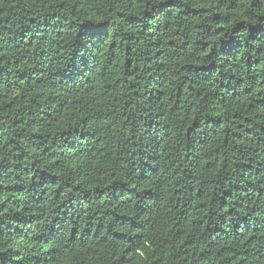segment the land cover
Listing matches in <instances>:
<instances>
[{"label": "trees", "instance_id": "trees-1", "mask_svg": "<svg viewBox=\"0 0 264 264\" xmlns=\"http://www.w3.org/2000/svg\"><path fill=\"white\" fill-rule=\"evenodd\" d=\"M0 264H264V0H0Z\"/></svg>", "mask_w": 264, "mask_h": 264}]
</instances>
